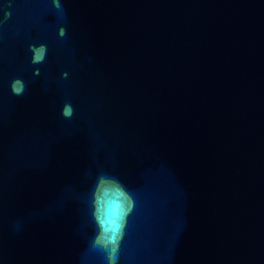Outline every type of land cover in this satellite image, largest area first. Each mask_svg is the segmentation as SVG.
I'll use <instances>...</instances> for the list:
<instances>
[{"label": "water", "instance_id": "1", "mask_svg": "<svg viewBox=\"0 0 264 264\" xmlns=\"http://www.w3.org/2000/svg\"><path fill=\"white\" fill-rule=\"evenodd\" d=\"M196 159L211 264H264V0H153Z\"/></svg>", "mask_w": 264, "mask_h": 264}, {"label": "clouds", "instance_id": "2", "mask_svg": "<svg viewBox=\"0 0 264 264\" xmlns=\"http://www.w3.org/2000/svg\"><path fill=\"white\" fill-rule=\"evenodd\" d=\"M53 7L56 9L57 11V14L58 16H60L61 18H63L64 16V9L60 3V0H53ZM11 16V12L9 11H5L4 12V19H8L9 17ZM66 35V32H65V29L63 27H61L59 29V36L61 37H64ZM29 49L32 53V56H31V63L36 65V64H41L45 58H46V55H47V46L44 45V44H39V45H35V44H32V45H29ZM33 74L34 75H39L40 74V69L39 68H35L33 70ZM67 73H63L62 76L63 77H67ZM10 89H11V92L14 94V95H22L26 89V85L24 83V81L20 78H15L11 81L10 83ZM73 107L70 103H65L63 105V108H62V115L65 117V118H71L73 116Z\"/></svg>", "mask_w": 264, "mask_h": 264}]
</instances>
